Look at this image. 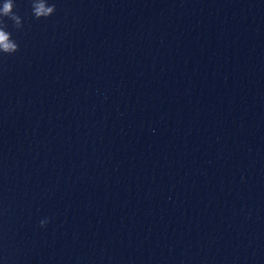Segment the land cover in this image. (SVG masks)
Here are the masks:
<instances>
[{
	"label": "clouds",
	"instance_id": "clouds-1",
	"mask_svg": "<svg viewBox=\"0 0 264 264\" xmlns=\"http://www.w3.org/2000/svg\"><path fill=\"white\" fill-rule=\"evenodd\" d=\"M32 15L37 20L48 18L56 11L55 4H48V0H30ZM15 0H3L0 3V54L12 55L19 51V44L13 38L12 33L8 31L7 20L12 21L13 28L19 30L23 27L21 16L15 11ZM49 219L45 218L39 221L41 228L46 227Z\"/></svg>",
	"mask_w": 264,
	"mask_h": 264
}]
</instances>
